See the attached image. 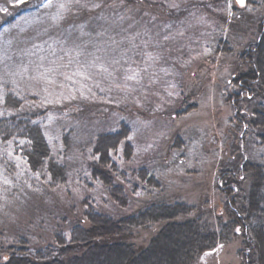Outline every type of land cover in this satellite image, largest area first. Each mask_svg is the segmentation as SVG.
Here are the masks:
<instances>
[{
    "label": "rangeland",
    "instance_id": "rangeland-1",
    "mask_svg": "<svg viewBox=\"0 0 264 264\" xmlns=\"http://www.w3.org/2000/svg\"><path fill=\"white\" fill-rule=\"evenodd\" d=\"M148 1L166 3V0ZM197 1L183 0V3ZM247 2L245 7H238L235 0H225L207 12H193L202 15L204 22H193L191 27L186 24L180 29L185 36L177 38L165 66L170 75L165 76L158 67H153L149 74L156 73L152 78L156 83L146 78L145 87L131 96L114 87L111 81L100 77L84 80L71 76L70 71V79L57 73L52 83L46 77L36 81L25 76L16 77V82L10 81L7 87L0 84V96L11 94L27 103L26 110L44 112L41 125L51 159L65 173L60 184L53 182L46 168L30 173L20 156L22 143L0 140V242H13L23 236L40 247L51 242L58 226L70 228L87 209L110 216L130 213L118 209L102 185L91 180L86 169L97 136L115 132L120 122L131 128L129 142L134 154L130 169L145 168L167 195L180 197L187 205L208 213L222 211L215 186L217 171L230 166L238 153L239 156L243 153L245 159L248 157V163L264 166V145H257L249 135L240 143L241 132L231 122V110L222 97L235 56L256 42L257 23L264 16V0ZM24 3L28 4V10L13 26L1 28L0 50L7 48L13 58L26 50L25 62L30 67L40 64L41 58L44 66H48L54 59L48 45L56 47V33L48 27L53 9L42 7L44 0H24ZM104 11L109 16L117 15L120 4ZM173 14L177 17L179 12ZM188 15L178 17L185 20ZM33 44L39 47L33 48ZM226 48L231 56L223 55L222 49ZM183 102L186 106L195 105V110L173 119V112ZM2 107L0 103V113ZM115 160L125 168L121 149ZM29 186L39 192L30 193ZM5 200L9 206H5ZM159 228L139 231L131 242L146 247ZM240 249L238 238L204 255L196 264H241Z\"/></svg>",
    "mask_w": 264,
    "mask_h": 264
},
{
    "label": "trees",
    "instance_id": "trees-1",
    "mask_svg": "<svg viewBox=\"0 0 264 264\" xmlns=\"http://www.w3.org/2000/svg\"><path fill=\"white\" fill-rule=\"evenodd\" d=\"M224 1L199 0L187 4V7L191 12H207ZM140 3L141 0H132V4ZM106 4L108 8L121 4V0H106ZM148 4L152 2L148 1ZM27 5H18L8 15L0 13V30L13 26L28 10ZM159 5L149 10L169 20V10ZM144 7L148 8V5ZM181 12L179 17L189 14L183 9ZM171 15L175 16L173 12ZM256 30V42L235 56L222 97L231 110V122L241 132L240 143H244L245 136L249 135L257 145L263 146L264 84L257 87L260 74L256 53L264 49V16L258 20ZM222 50L223 55H232L229 48ZM5 100L14 101L15 106L11 102L3 103L0 140L22 143L20 156L28 171L36 174L46 168L53 182L60 184L65 173L63 167L51 159L41 125L44 112L26 110L27 103L13 98L11 94ZM185 104L183 102L182 105ZM182 107L173 112V119L195 110V105H187L184 110ZM130 136L131 128L125 122H120L115 132L97 136L92 153L99 149L97 154L106 163L95 161L92 154L86 163L91 180L102 185L118 209L130 213L110 216L87 209L70 228L58 226L51 242L40 247L33 246L23 236L13 242L1 241L0 264H119L120 261L124 264H158L159 261L161 264H196L204 255L238 238L241 239L238 252L241 264H261L260 251L254 246L253 238L264 228V212L253 204L259 201L260 205H264V201H260V192L251 177L253 174L264 175V166L252 165L243 153L240 156L238 153L230 161V166L219 169L215 175L216 191L220 194L223 210H217L216 214L208 213L187 205L180 197L167 195L145 168L130 169L134 154ZM120 149L125 168L115 160ZM241 176H245L246 180L241 181ZM137 192L141 194L139 197L135 195ZM155 226L160 228L146 247H138L131 242L134 234L150 231ZM237 228L241 229L239 234L235 231Z\"/></svg>",
    "mask_w": 264,
    "mask_h": 264
},
{
    "label": "snow or ice",
    "instance_id": "snow-or-ice-1",
    "mask_svg": "<svg viewBox=\"0 0 264 264\" xmlns=\"http://www.w3.org/2000/svg\"><path fill=\"white\" fill-rule=\"evenodd\" d=\"M23 3L24 0H0V13L8 15L13 8ZM237 3L241 7L246 6L245 0H237ZM144 5H148V8ZM42 7L53 9L48 27L56 33V47H48L52 48L54 59L48 66H44V58H41V63L33 68L30 63L25 62L28 57L26 50H21L18 58L9 56L7 48L0 50V84L5 87L10 81L16 82V77L25 76L36 81L46 77L47 82L52 83V77L59 73L65 79H70L71 76H79L84 80L100 77L111 81L114 87L131 96L145 87L146 78L153 84L156 83L152 79L156 73L149 74L153 67H158L165 76L170 75L165 66L169 64L177 38L185 36V31L180 29L186 24L191 27L193 22H204L203 16L191 12L183 0H166V3L159 5L169 10L168 19L173 20V23L150 11L157 4L153 2L149 5L148 0H141L140 4H132V0H121L120 11L113 16L104 11L107 7L106 0H44ZM182 9L189 13L185 20L171 15ZM47 34L49 37L52 35L51 32ZM37 47L39 46L33 44V48ZM256 57L260 74L257 87H261L264 84V49L259 50ZM69 71L71 76L68 75ZM168 96L171 97L172 93L168 92ZM248 99L251 100L252 97L249 96ZM7 102L15 106L14 101H6L4 96H0V103ZM98 152L99 149L92 153V158L102 164L106 163ZM36 178L40 179V174ZM251 178L255 180V186L260 192V201H264V175L253 174ZM240 180L245 181L246 177L241 176ZM29 192L38 193L39 189L29 186ZM135 195L139 197L141 194L137 192ZM5 206H9L7 200ZM253 206H259L260 211L264 212V205H260L259 201L254 202ZM235 231L239 234L241 229L237 228ZM253 239L254 246L260 251L261 264H264V228ZM119 264H124V261Z\"/></svg>",
    "mask_w": 264,
    "mask_h": 264
},
{
    "label": "water",
    "instance_id": "water-1",
    "mask_svg": "<svg viewBox=\"0 0 264 264\" xmlns=\"http://www.w3.org/2000/svg\"><path fill=\"white\" fill-rule=\"evenodd\" d=\"M236 1V3H237V0H235ZM246 2H247V0H245V4H246ZM237 5H238V7H241L238 3H237Z\"/></svg>",
    "mask_w": 264,
    "mask_h": 264
}]
</instances>
